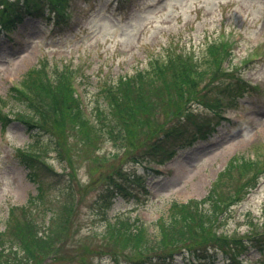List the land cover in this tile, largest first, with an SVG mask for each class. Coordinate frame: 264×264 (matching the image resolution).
Wrapping results in <instances>:
<instances>
[{
	"label": "rangeland",
	"instance_id": "1",
	"mask_svg": "<svg viewBox=\"0 0 264 264\" xmlns=\"http://www.w3.org/2000/svg\"><path fill=\"white\" fill-rule=\"evenodd\" d=\"M68 1L70 16L64 22L28 18L12 33V39L0 37V106L11 116L16 115L6 130L0 124V236L7 248L5 253L11 249L10 241L12 249L19 247V241L11 235L19 224L33 220L44 229L50 219L57 222L61 213L63 217L54 229L65 223L78 233L69 232L60 240V259H52L53 253L39 264H70L75 259L78 264L93 256V248H104L105 241L106 247L126 249L118 256L120 264H138V257L155 258L157 244L147 235L144 239L127 235L120 224L132 228L129 221L142 220L156 238L157 222L166 215L170 203L205 198L212 183L234 161L237 167L218 182V190L230 196V204L215 226L218 236L237 247L229 249L228 257L217 252L211 260L199 262L175 246L169 264H264V248L247 247L249 238L264 235V0ZM25 2L0 0V9H8L5 15L10 17ZM213 44L232 49V57L221 59L226 60L223 68L228 72L235 66L247 82L246 91L237 87L233 92L237 95L229 97L232 101L219 107L224 117L216 119L223 121L210 137L205 132L196 134L193 126L182 144L168 136L166 145L172 147L174 159L163 166L137 164V159L131 158L146 155L148 142L156 137L150 136L146 121L135 128L131 123L119 127L129 135L108 134L103 123L111 106L105 91L117 94L110 91L111 86L116 87L122 78L137 80L139 73L150 70L158 60L174 61V68L167 74L173 94L175 74L187 68L185 64L191 61L193 70L210 69L207 60ZM44 63L49 64L54 81L59 78L56 67L75 71L77 93L84 102L78 110L83 119H79L81 130L75 135L70 128L57 126L49 109H44L41 117V109L29 110L11 94L12 86L21 88L25 76L33 80L34 75L26 74ZM232 74H236L235 69ZM206 86L214 98L221 88L231 93L226 80ZM151 90L150 85L144 86L145 93ZM29 97L34 106L39 105L34 91ZM178 104L177 99L167 100L152 120L178 124L169 119ZM209 117L210 111L201 105L188 122L200 126ZM20 118H28L33 125L22 123ZM36 123L43 127L36 129ZM154 134L159 135L156 131ZM26 155L39 157L46 164L36 159L27 161L37 165L41 174L43 193L38 197L34 196L38 185L30 177L31 168L22 162ZM244 186L249 188L244 191ZM72 203L74 215L69 211L68 216L62 211ZM203 228L191 235V244L201 241ZM170 240L172 245L177 242L174 237ZM137 243L151 249H139ZM166 251L171 250L161 249L162 253ZM12 257L11 253L6 264ZM91 259L94 262L95 256ZM37 263L34 257L29 261ZM96 263L114 261L98 258ZM149 264L165 262L150 259Z\"/></svg>",
	"mask_w": 264,
	"mask_h": 264
},
{
	"label": "trees",
	"instance_id": "2",
	"mask_svg": "<svg viewBox=\"0 0 264 264\" xmlns=\"http://www.w3.org/2000/svg\"><path fill=\"white\" fill-rule=\"evenodd\" d=\"M38 9V6L27 4L25 11L19 10L12 17L15 19L19 16H23L27 12H37ZM224 48L226 47L216 45L210 47L209 51L212 54H210V59L207 60V63L210 65V69L208 70H198L196 67L195 70H193L192 66L194 65L191 61L185 64L184 67H188L183 68L182 71L179 70L175 74V79L171 86L176 91L173 94L169 91L171 84L168 82L169 79L167 74L174 68V61H171L170 63L163 61L160 63L156 60L154 64L152 63L150 65V70L139 73L138 78L135 81L129 77L125 79L122 78L115 87L116 91L113 90L114 92H118L117 94L105 91V98L111 106V120H113L117 125L122 124L130 126L131 123V126L134 128L142 126L143 121H146L149 127L150 136H159L154 134L155 131H159V134L164 135L165 140L166 137L172 133H183L189 121V114L194 115L193 109L188 105H191L192 103L193 105L206 103L214 109L221 107L217 100L212 99L209 94L208 87L205 84L203 85V83L204 81L209 83L210 73L215 74L212 75L214 77H217L220 74L221 64L224 62V60L221 59L224 56H228V51ZM211 67L215 70H211ZM150 71H152V73H149ZM70 74V71H67L65 76L61 75L60 78H57L58 80L53 83L48 79L44 71H37L35 78L33 80H29L27 83L30 92L34 91V94L39 97V105L46 99L44 106L50 109L54 123L63 130L64 127L66 130L68 128H70V130H74L76 126L73 113L71 114V112L65 110V104L71 103L74 100L73 90L70 87L71 85L68 83ZM149 77L151 78V83ZM146 85H150L152 87V90L147 93L144 92V86ZM13 91L17 94L15 98L18 97L25 102L29 100L31 104L30 106L36 107L32 104L29 95L24 93V90L19 91L14 89ZM175 99L179 101L178 109L174 111V115H171L169 119L170 121L176 120L178 124L172 125L171 123L165 121L158 124V122L152 120L156 116L157 110L164 107L167 100ZM188 111L190 113H188ZM9 119L10 118L5 113L0 111V123L3 126L7 125L6 122ZM107 119L110 120V116ZM22 121L25 122L24 120ZM27 121L30 120L27 118ZM106 126L112 134H118L119 136L123 135L121 129L114 124L108 123ZM130 129L132 128L130 127ZM151 142L152 140L148 143ZM33 167V175L38 176V167ZM231 167H237V165L233 163L230 164L227 171H229ZM227 171L225 170L222 172L219 180L213 184L210 192L205 198L201 200H190L183 204L175 203L171 207L167 219L160 220L159 229L161 231L162 239L157 238L158 240L156 241L160 243L157 245L159 248L164 247L165 249L171 250L166 251V254H171L174 252L173 250L175 249V246H180L182 250L185 249L183 251L187 250V252L197 255L199 258L207 260L214 256L212 254L213 252L209 253L211 248L214 250H216V248H220V250L228 255L230 248L237 247V245L231 244L227 242V240L218 236L216 234V229L214 228L215 221L218 220L220 214L227 212V207L230 204V200H228L230 196L221 193L217 188L218 182L223 178L224 173L226 174ZM42 193L43 192H41V194ZM40 197L42 198V195ZM233 199H235V196L232 197V200ZM64 210L67 211L66 214L69 216L71 207L66 205ZM53 216H55L54 212ZM62 217L63 214H57V222H53L54 219H50L51 222L48 225H45L44 229L39 225L37 226V223L33 220L32 222L29 220L25 224H19L11 234L19 241V247L12 249L13 243L10 241L11 245L8 247L11 249H8V253H5L7 248L3 244V237L0 236V264H6L7 260H10L9 257L11 253L13 254V259L10 264H29L30 259L33 257L34 262H38L37 264H39L53 253L55 254L52 259H60L59 254H61L63 250V247L59 244L60 240L62 241L69 234V232L74 234V230L71 231V228L65 223L60 224L54 229ZM200 227H204L202 230L204 232L203 237H206L207 240L202 237L201 241L191 244V235ZM123 231H125L127 235L134 236L139 239H144L146 235L145 230L141 228H137L136 231H132L130 229H123ZM171 237L177 239V242L174 245L171 243ZM250 239V246L264 248V235L251 237ZM221 240L223 241L222 244L219 242ZM106 244L107 242L105 241L104 248L111 254L116 255L110 246L106 247ZM129 244L131 246L134 245V243L131 242H129ZM195 244H197V246H192ZM136 245L139 249H151L150 246L146 244L137 243ZM76 250L74 252H76ZM68 253L70 252H66L65 255ZM92 253H95L94 249ZM156 255L161 256L159 254ZM63 259L66 260V258ZM77 263L93 264V261L91 258L89 260L84 258L77 261ZM70 264H76V259Z\"/></svg>",
	"mask_w": 264,
	"mask_h": 264
}]
</instances>
